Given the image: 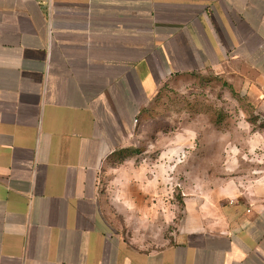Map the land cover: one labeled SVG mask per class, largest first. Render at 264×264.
<instances>
[{
    "label": "crops",
    "instance_id": "crops-1",
    "mask_svg": "<svg viewBox=\"0 0 264 264\" xmlns=\"http://www.w3.org/2000/svg\"><path fill=\"white\" fill-rule=\"evenodd\" d=\"M0 264H264V0H0Z\"/></svg>",
    "mask_w": 264,
    "mask_h": 264
},
{
    "label": "rangeland",
    "instance_id": "rangeland-1",
    "mask_svg": "<svg viewBox=\"0 0 264 264\" xmlns=\"http://www.w3.org/2000/svg\"><path fill=\"white\" fill-rule=\"evenodd\" d=\"M163 94L161 100L169 103V112L174 114H177L182 108L189 113L200 112L201 115L208 118L214 117L223 110L231 111L234 114L244 109L243 98L231 91L222 80L210 74L191 75L181 80L169 81ZM115 227L118 228L117 230L122 234V237L129 240L154 242L159 238L157 237L158 231L154 232L144 223L134 227L133 223L129 226L128 222L121 221L119 226L116 223Z\"/></svg>",
    "mask_w": 264,
    "mask_h": 264
},
{
    "label": "trees",
    "instance_id": "trees-1",
    "mask_svg": "<svg viewBox=\"0 0 264 264\" xmlns=\"http://www.w3.org/2000/svg\"><path fill=\"white\" fill-rule=\"evenodd\" d=\"M127 152H128V150H126ZM139 151L138 150H133V151H131L130 153H138Z\"/></svg>",
    "mask_w": 264,
    "mask_h": 264
}]
</instances>
